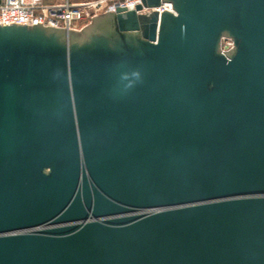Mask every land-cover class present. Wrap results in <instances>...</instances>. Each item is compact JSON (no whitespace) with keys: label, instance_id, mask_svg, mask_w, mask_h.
<instances>
[{"label":"water","instance_id":"95a60500","mask_svg":"<svg viewBox=\"0 0 264 264\" xmlns=\"http://www.w3.org/2000/svg\"><path fill=\"white\" fill-rule=\"evenodd\" d=\"M141 1L0 26V264H264V0Z\"/></svg>","mask_w":264,"mask_h":264},{"label":"built area","instance_id":"2783aa9c","mask_svg":"<svg viewBox=\"0 0 264 264\" xmlns=\"http://www.w3.org/2000/svg\"><path fill=\"white\" fill-rule=\"evenodd\" d=\"M142 5L141 0H1L0 26L33 27L41 23L43 27L81 32L91 24L92 19L106 15L110 8L135 10ZM159 12L170 11L168 4H163ZM148 10L144 9L143 12ZM233 48V43L225 39L222 52Z\"/></svg>","mask_w":264,"mask_h":264},{"label":"rangeland","instance_id":"374dc122","mask_svg":"<svg viewBox=\"0 0 264 264\" xmlns=\"http://www.w3.org/2000/svg\"><path fill=\"white\" fill-rule=\"evenodd\" d=\"M82 1H86V0H74V2H82Z\"/></svg>","mask_w":264,"mask_h":264},{"label":"crops","instance_id":"0c3cea01","mask_svg":"<svg viewBox=\"0 0 264 264\" xmlns=\"http://www.w3.org/2000/svg\"><path fill=\"white\" fill-rule=\"evenodd\" d=\"M74 1V0H73Z\"/></svg>","mask_w":264,"mask_h":264}]
</instances>
